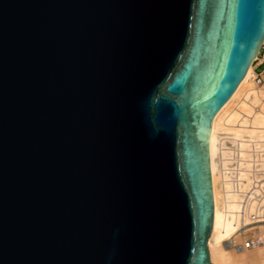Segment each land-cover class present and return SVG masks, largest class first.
Listing matches in <instances>:
<instances>
[{
  "label": "water",
  "instance_id": "1",
  "mask_svg": "<svg viewBox=\"0 0 264 264\" xmlns=\"http://www.w3.org/2000/svg\"><path fill=\"white\" fill-rule=\"evenodd\" d=\"M264 0H0V264H211L208 137Z\"/></svg>",
  "mask_w": 264,
  "mask_h": 264
},
{
  "label": "bare ground",
  "instance_id": "2",
  "mask_svg": "<svg viewBox=\"0 0 264 264\" xmlns=\"http://www.w3.org/2000/svg\"><path fill=\"white\" fill-rule=\"evenodd\" d=\"M252 74L250 63L211 120L208 156L213 217L207 237L211 264H264V221L249 217L253 211L264 210V86L253 82ZM248 231L253 244L235 248L251 251L260 243L254 256L225 250L226 240H239Z\"/></svg>",
  "mask_w": 264,
  "mask_h": 264
},
{
  "label": "built area",
  "instance_id": "3",
  "mask_svg": "<svg viewBox=\"0 0 264 264\" xmlns=\"http://www.w3.org/2000/svg\"><path fill=\"white\" fill-rule=\"evenodd\" d=\"M260 49L264 50V44L262 43ZM258 54V53H257ZM257 55L254 57L252 64V79L256 84H264V64L262 67L257 68L264 60H261L257 63ZM250 220L254 222L264 221V210H256L249 214ZM253 236L251 231H248V234L243 235L239 240H226L227 243H230L233 247L237 248H248L253 244ZM258 241V240H256Z\"/></svg>",
  "mask_w": 264,
  "mask_h": 264
},
{
  "label": "rangeland",
  "instance_id": "4",
  "mask_svg": "<svg viewBox=\"0 0 264 264\" xmlns=\"http://www.w3.org/2000/svg\"><path fill=\"white\" fill-rule=\"evenodd\" d=\"M261 50H262V49H260V51H261ZM257 57H260V55L257 54ZM262 58H264V55H263ZM262 58H258L257 61L260 60V59H262ZM252 64H253V63H252ZM263 64H264V61H263L261 64H259V66H257V68L262 67ZM253 82H254V81H253ZM257 85H258V86H264V84H261V85H260V84H257ZM263 224H264V223H263ZM253 226H254V225H253ZM248 227H249V226H248ZM233 239H234V238H232V239H230V240H233ZM236 239H238V238H236ZM258 241H260V240H258ZM258 243H259V242H258ZM227 245H228V246H227ZM225 246H226V247H225ZM257 246L260 248V247H261V244L259 243V245H257ZM258 247H257V248L255 247V248L258 249ZM224 248H225V250H229V249H231L232 252H234L236 256H238V255L240 254V252L246 251V250H243V251L238 250L237 248L233 247L230 243H227V242L224 243ZM233 248H234V249H233ZM256 249H254V250H256ZM254 250H253V248H252L251 251H248V250H247V251H248L247 254L249 255L250 252H251V254L254 256L255 253L258 251V250H256V252L253 253ZM247 251H246V252H247ZM246 252H245V253H246ZM241 254H242V253H241ZM251 254L249 255V257L251 256ZM245 256H246V255H245Z\"/></svg>",
  "mask_w": 264,
  "mask_h": 264
},
{
  "label": "crops",
  "instance_id": "5",
  "mask_svg": "<svg viewBox=\"0 0 264 264\" xmlns=\"http://www.w3.org/2000/svg\"><path fill=\"white\" fill-rule=\"evenodd\" d=\"M258 55H260V57H258V58H262L263 55H264V50H261V51L259 50ZM261 60H264V58L258 60L257 63H258L259 61H261Z\"/></svg>",
  "mask_w": 264,
  "mask_h": 264
}]
</instances>
